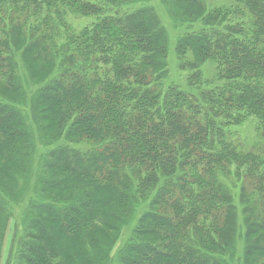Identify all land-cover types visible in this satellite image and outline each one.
Instances as JSON below:
<instances>
[{"label": "trees", "instance_id": "1", "mask_svg": "<svg viewBox=\"0 0 264 264\" xmlns=\"http://www.w3.org/2000/svg\"><path fill=\"white\" fill-rule=\"evenodd\" d=\"M251 123L264 0H0V264H264Z\"/></svg>", "mask_w": 264, "mask_h": 264}, {"label": "rangeland", "instance_id": "2", "mask_svg": "<svg viewBox=\"0 0 264 264\" xmlns=\"http://www.w3.org/2000/svg\"><path fill=\"white\" fill-rule=\"evenodd\" d=\"M217 1V0H214ZM82 21V20H81ZM80 21V22H81ZM173 53L171 52V57H172ZM183 74L180 72H176V81L180 82L183 80ZM32 116V112H31V108L28 107L27 108V117H28V122L30 124H32L35 127L33 120L31 119ZM252 124V123H251ZM245 124L243 125L244 127H242V129H236L234 128V130H232V132L234 134H232V138L235 140V142L239 143L240 145H242L244 150L247 151H251L254 153H258L260 155H262L264 157V139H261L259 134L254 130L253 124ZM42 148V146H41ZM244 184L246 187V192L251 194L252 192H257L256 190V184L258 183L257 179L254 178H250L245 176L243 178V180H241V182L239 181V184ZM237 191H239V189H236ZM238 202L240 203V200L238 198ZM21 212V210H19L18 208L15 210V216L12 218L10 225L8 227L7 230V234H6V239H5V248H6V256L3 259L2 264L7 263L8 261L12 260L15 256L16 253L19 249V245L16 243V239H15V225L14 223L17 221V216L19 215V213ZM21 227V225H19ZM14 254L12 259H9V255L10 253Z\"/></svg>", "mask_w": 264, "mask_h": 264}]
</instances>
